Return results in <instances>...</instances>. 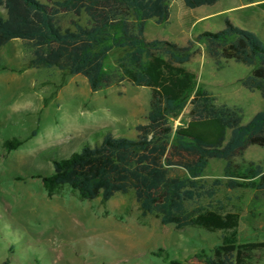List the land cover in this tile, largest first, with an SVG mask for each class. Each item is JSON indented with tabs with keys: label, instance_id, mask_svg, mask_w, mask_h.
Wrapping results in <instances>:
<instances>
[{
	"label": "rangeland",
	"instance_id": "obj_1",
	"mask_svg": "<svg viewBox=\"0 0 264 264\" xmlns=\"http://www.w3.org/2000/svg\"><path fill=\"white\" fill-rule=\"evenodd\" d=\"M40 1L52 5L55 0ZM263 1L220 0L188 8L182 0H168V19H149L144 38L185 45L204 30L223 28L228 17L264 41V10L259 6ZM218 8L227 10L216 13ZM55 21L62 29H73V22L90 25L83 11H60ZM196 45L197 51L183 63L195 75V86L207 89L220 102L240 107L242 123L248 122L264 108L259 91L248 90L239 81L253 66L227 60L217 68L203 40ZM123 52L114 49L109 54L108 71L115 70V59ZM30 58L20 39L0 47V264H167L169 259L201 264L195 254L218 244L223 231L163 224L155 214L141 212L132 191L115 193L106 201L81 198L66 186L47 195L39 175L52 173L53 159L99 142L106 131L136 135L135 126L146 122L150 89L122 79L91 90L81 74L33 67ZM188 113L189 104L172 118L173 126L186 123ZM11 138L19 139L20 145L6 150L3 142ZM250 161L264 170V145H249L231 158L241 167ZM225 163L209 159L202 174L206 187L215 178L225 180ZM215 199L223 203V212L239 214L240 242L264 240V190L221 184ZM211 201L204 197L199 203ZM249 264H264V249L255 250Z\"/></svg>",
	"mask_w": 264,
	"mask_h": 264
},
{
	"label": "trees",
	"instance_id": "obj_2",
	"mask_svg": "<svg viewBox=\"0 0 264 264\" xmlns=\"http://www.w3.org/2000/svg\"><path fill=\"white\" fill-rule=\"evenodd\" d=\"M182 1L188 8H197L219 0ZM259 6L264 10V1ZM0 7L5 12L0 10V47L22 40L31 53L30 66L81 74L91 90L122 79L150 89L146 122L135 126L136 135L106 131L99 142L53 159L52 173L39 175L47 195L66 186L81 198L106 201L115 193L132 191L141 212L155 214L163 224L223 231L218 244L195 254L201 264H249L254 251L264 249V240L239 241V214L223 212V203L215 199L221 184L264 190L259 163L250 161L241 167L231 162L249 145H264V108L242 123L240 107L220 102L207 89L195 86V75L183 66L203 40L217 68L227 60L253 66L239 81L264 99L262 39L225 17L223 28L204 30L185 45L146 40L149 19H168V0H55L52 5L40 0H0ZM60 11H83L90 25L73 22V29H62L55 21ZM114 49L124 52L115 59V70L108 71L106 59ZM187 104L188 121L174 127L172 118ZM19 145L17 138L3 142L6 150ZM213 158L226 160L225 180L215 178L206 187L202 174ZM204 197L212 201L200 204ZM167 264L181 263L169 259Z\"/></svg>",
	"mask_w": 264,
	"mask_h": 264
},
{
	"label": "crops",
	"instance_id": "obj_3",
	"mask_svg": "<svg viewBox=\"0 0 264 264\" xmlns=\"http://www.w3.org/2000/svg\"><path fill=\"white\" fill-rule=\"evenodd\" d=\"M218 2H220V0L219 1H217L215 4H218ZM215 4H213V5H215ZM203 6V5H202ZM225 10H227L226 8H218L217 10H216V13H219V12H221V11H225ZM230 12V11H229ZM205 15H210V13H208L207 12V14H205ZM231 20V19H230Z\"/></svg>",
	"mask_w": 264,
	"mask_h": 264
}]
</instances>
